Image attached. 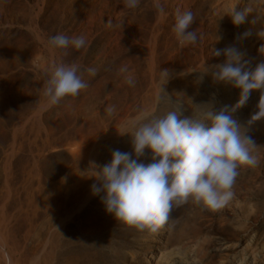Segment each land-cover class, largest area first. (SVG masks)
<instances>
[{
    "label": "rangeland",
    "instance_id": "374dc122",
    "mask_svg": "<svg viewBox=\"0 0 264 264\" xmlns=\"http://www.w3.org/2000/svg\"><path fill=\"white\" fill-rule=\"evenodd\" d=\"M162 3L163 16L152 0L135 9L124 0H0V264H264V119L248 124L264 90H253L233 113L257 145L258 164L238 169L222 207L190 199L153 231L116 221L92 194L90 162L104 165L113 150L133 151L131 136L118 131L139 111L163 115L169 96L183 101L185 116L193 105H237L240 89L201 74L225 61L212 49L235 45L252 71L264 62L257 35L264 0ZM247 7L245 22L234 25L232 9ZM177 9L193 12L196 44L178 43ZM245 32L251 35L237 41ZM58 33L84 35L86 46L50 50L47 38ZM53 61L78 64L89 86L48 106L42 89ZM125 65L134 87L119 72ZM88 67L99 69L95 77ZM107 105L115 115L104 113ZM151 156L146 149L140 159L150 163Z\"/></svg>",
    "mask_w": 264,
    "mask_h": 264
},
{
    "label": "clouds",
    "instance_id": "9594fccd",
    "mask_svg": "<svg viewBox=\"0 0 264 264\" xmlns=\"http://www.w3.org/2000/svg\"><path fill=\"white\" fill-rule=\"evenodd\" d=\"M140 2L124 0L129 9L137 8ZM152 6L158 15L166 14L162 0H152ZM250 12L249 7L245 12L233 8L229 16L232 23L239 26ZM174 15L172 31L178 43L181 46L196 44L201 37L192 30L193 12L177 9ZM111 23L108 21L109 25ZM250 35V32L238 35L237 41ZM257 35L264 39V29ZM86 43L84 35L69 37L58 33L47 38L46 46L50 50H67L69 47L79 50ZM258 51L264 55V45ZM211 55H223L225 61L207 67L201 74H211L215 81L240 89V98L234 108L224 105L216 109L212 103L193 105V114L185 116L183 101L169 96L172 105L169 111L155 115L149 110H141L122 125L123 131H118L121 136H131L132 152L113 150L108 163L90 162V166H94L91 178L96 181L91 186L92 194L100 196L106 212L116 221L155 231L169 220L174 207L185 205L190 199L211 209L220 208L233 197L238 169L257 166V158L253 155L257 145L247 134L248 129L233 118V113L246 104L253 90H264V62L257 64L254 71L250 70L246 52L235 45L214 48ZM84 71L95 77L99 69L88 67ZM119 72L125 83L135 86L126 65ZM162 76L169 77L170 71L162 70ZM88 86L78 64L53 61L42 92L47 105L53 106L65 97H78ZM206 105L210 107L205 108ZM257 107L249 125L264 119V91ZM104 113L109 117L115 115V106L107 105ZM146 149L152 153L150 163L140 159L145 156Z\"/></svg>",
    "mask_w": 264,
    "mask_h": 264
},
{
    "label": "bare ground",
    "instance_id": "6f19581e",
    "mask_svg": "<svg viewBox=\"0 0 264 264\" xmlns=\"http://www.w3.org/2000/svg\"><path fill=\"white\" fill-rule=\"evenodd\" d=\"M1 247H2V245H1Z\"/></svg>",
    "mask_w": 264,
    "mask_h": 264
}]
</instances>
